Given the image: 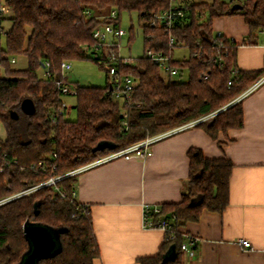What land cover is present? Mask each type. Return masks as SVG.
I'll use <instances>...</instances> for the list:
<instances>
[{"label": "trees", "instance_id": "trees-1", "mask_svg": "<svg viewBox=\"0 0 264 264\" xmlns=\"http://www.w3.org/2000/svg\"><path fill=\"white\" fill-rule=\"evenodd\" d=\"M4 3L11 26L4 34V47H0V66L5 71V76H0V123L5 130V139H0V158L4 154L6 162L0 172V198L106 157L147 136L162 134L211 114L194 127L217 141L220 133L226 135L231 129L242 128V100H235L264 75V69L250 72L238 69L239 44L217 38L213 28L215 19L240 15L249 30L242 44H255L257 32L264 33V0H243L237 3L239 8L223 0L177 6L172 5V0H4ZM170 8L183 11L170 34L187 49L186 59L175 60L174 49L168 46V33L158 25L150 26L152 13ZM113 10L116 12L113 23L117 26L122 11L135 12L142 23L144 55L135 59L133 66L119 68V73L135 79L129 100L119 102L109 94L106 74L102 88L74 85L75 120H66L64 110L56 125L51 126L50 116L62 106L54 85L63 74L61 63L83 59L82 47L91 48L94 44L93 29L112 22L106 16ZM2 19L0 16V22ZM218 43H222V48L217 47ZM148 51L170 56L172 67L181 74L188 71L187 80L163 79L159 68L146 57ZM197 53L201 54L200 60L195 56ZM16 55L27 58L25 70H10L9 58ZM217 57L221 66L212 62ZM44 63H48L50 77L39 74ZM202 72L209 75L207 80L200 78ZM26 98L34 105L31 115L20 109ZM11 111L16 112V119L10 117ZM122 111L126 113L123 126ZM217 144L220 148L223 145L219 141ZM187 157L188 177L180 200L160 205L158 215L173 217V237L164 241L154 257L142 259L141 264H180V244L184 240L180 228L198 221L203 210L222 213L228 205L232 162L224 157L205 158L196 148L189 149ZM38 161L43 162L44 170L30 168ZM75 182L73 176L57 182V188L65 193L63 198L46 186L0 205V264H20L30 247L23 232L27 224L44 226L57 235L55 253L40 259L38 264H93L98 248L92 219L88 206L71 198Z\"/></svg>", "mask_w": 264, "mask_h": 264}, {"label": "crops", "instance_id": "crops-1", "mask_svg": "<svg viewBox=\"0 0 264 264\" xmlns=\"http://www.w3.org/2000/svg\"><path fill=\"white\" fill-rule=\"evenodd\" d=\"M223 1L236 5L243 0ZM186 3L194 2L173 6ZM213 28L239 44L238 69H264V33L257 32L255 44H242L249 30L240 15L215 19ZM20 57H24L26 65L21 69L25 70L27 58ZM15 63L13 59L10 70H16ZM3 70L0 66V72ZM241 105L243 126L226 135L220 133L217 141L223 143L221 148L201 128L191 127L153 143L151 155L144 159L116 158L77 175L74 200L88 206L98 248L93 264H141L142 259L158 253L165 232L143 227L142 208L144 204L179 202L191 148L199 149L205 158H227L233 167L225 210H203L198 221L180 228L183 235L199 240L194 257L182 252L180 264H264V83L246 95ZM0 139H5L1 123ZM241 239L248 240L250 246H241Z\"/></svg>", "mask_w": 264, "mask_h": 264}, {"label": "built area", "instance_id": "built-area-1", "mask_svg": "<svg viewBox=\"0 0 264 264\" xmlns=\"http://www.w3.org/2000/svg\"><path fill=\"white\" fill-rule=\"evenodd\" d=\"M5 14H8V10L6 6L0 7V16H4ZM183 16V11L177 8L173 9H167L159 13H152L150 15V26H160L164 29L166 33L169 35L168 40V46L170 49H175L179 44L177 41L171 36L170 31L172 30L174 23L177 19L181 18ZM107 19L111 20L112 22L97 25L93 31H92V38L94 39V44L91 46V48L87 46L82 47L83 53L90 52V55L92 54L93 58H100V62L103 64L105 63V70L108 77L109 82V94L114 98L119 100V102H127L131 96L132 91L135 87V79L130 74H123L119 73L120 67H127V66H133L135 59H132L130 57L124 58L120 56V39L125 35V31L120 27V25H115L113 22L116 19V12L113 10L111 11L107 16ZM215 36L217 38H223L227 39L229 41H232L226 37H224L220 32H215ZM217 47L222 48V43H218ZM197 59H201V54L197 53L195 54ZM146 57L154 64L156 65L160 70V75L163 79H170L177 75L178 70L171 65V58L170 56L164 54L163 52H151L148 51L146 53ZM13 62V59L11 60ZM212 62L217 66H221L220 58H213ZM63 74L58 77L55 80V88L59 92L60 99L64 96H70L75 97L76 96V87L73 83H71L68 78L65 76L66 72L70 70V62L64 61L60 65ZM44 77H50V73L48 71V63H44V71H43ZM200 78L203 80H207L209 78V75L205 72H202L200 74ZM264 83V75H262L252 86H250L243 94H241L235 101L242 100L246 95H248L250 92H252L254 89H256L259 85ZM66 109V106L62 103V106L60 109L57 110L56 113L52 114L50 116V125L55 126L58 120V117H61L64 115V110ZM122 120L121 124L122 126L125 125V118L126 113L125 111L121 112ZM212 115V114H211ZM211 115L204 116L202 118H199L197 120L191 121L187 124H184L180 127H177L175 129H172L170 131L164 132L162 134H158L155 136H147L144 138V140L139 141L137 143H134L130 146H127L123 149H120L116 152L111 153L110 155L97 159L93 162H90L86 165L80 166L78 168H75L71 171H68L64 174L58 175V176H50L46 181L43 183L33 186L31 188L24 189L20 192L7 195L3 198H0V205H3L13 199H16L18 197L24 196L25 194L31 193L35 191L36 189H39L40 187H46L50 186L53 190L57 191L60 198H63L65 196V193L63 191H60L57 188V182L62 180L63 178L68 177H77V175L95 165L101 164L103 162L116 159V158H123L125 160H128L132 157L138 158V159H144L151 155V146L153 143H155L158 140L163 139L164 137H167L168 135L172 133H176L181 130H185L191 127H194L196 124L210 118ZM5 155L3 154L0 158L1 165H0V172H3L4 166L6 165V162L3 160ZM15 163V161H13ZM32 170L35 171H42L45 169L43 162L38 161L36 164H32L30 166ZM54 169V167H53ZM71 198H74V189L71 192ZM160 206H151L148 204H144L142 208V225L144 228L147 229H158L165 232V240L171 239L173 237V229H172V220L171 218H165L160 215ZM155 216H157L155 218ZM183 242L180 244V249L183 253H185L189 258L194 257L195 253V247L198 244V238L190 235H183ZM239 244L243 247H249L250 243L248 240L241 239L239 240Z\"/></svg>", "mask_w": 264, "mask_h": 264}, {"label": "rangeland", "instance_id": "rangeland-1", "mask_svg": "<svg viewBox=\"0 0 264 264\" xmlns=\"http://www.w3.org/2000/svg\"><path fill=\"white\" fill-rule=\"evenodd\" d=\"M205 2L208 0H172V5H176L177 3L182 2ZM5 6L4 0H0V7ZM8 15V14H6ZM3 17V16H2ZM4 20L1 23V33H0V47L3 48L5 45V37L4 34L7 33L8 28L10 26V22L7 19V16L3 17ZM120 27L125 31V35L120 39V56L124 58H132L138 59L142 57L144 54L143 47V29L142 23L138 21L137 14L135 12H125L122 11L119 17ZM188 57L187 49L178 45L173 52V58L175 60L186 59ZM14 59L16 63L14 67H16L15 71H22L26 64L24 61V57H20V55H16L9 58ZM92 54L90 52L83 53V59L70 61V70L66 72L65 76L68 80L74 85L79 86H93V87H104L106 83V72H105V63L97 62L95 63L93 60ZM11 63V62H10ZM9 63V65H11ZM19 69V70H17ZM43 71H40V75L43 76ZM0 74L5 75V71L3 70ZM188 77V71L183 70L182 74L178 71L177 75H175L172 79L177 80L178 82H185ZM62 103L66 106L67 112L64 118L66 120L74 121L76 118V111L74 106L76 104L75 97L64 96L61 98ZM3 136V133H2Z\"/></svg>", "mask_w": 264, "mask_h": 264}, {"label": "water", "instance_id": "water-1", "mask_svg": "<svg viewBox=\"0 0 264 264\" xmlns=\"http://www.w3.org/2000/svg\"><path fill=\"white\" fill-rule=\"evenodd\" d=\"M233 8H239V5H233ZM21 111L26 115H31L34 112L33 102L26 98L20 103ZM12 119L17 118L14 111L10 112ZM100 147V144L97 148ZM25 238L29 241L30 247L20 264H38L40 259L53 255L57 248V235L48 228L37 225L27 224L23 229ZM171 257L174 256V251L171 249Z\"/></svg>", "mask_w": 264, "mask_h": 264}]
</instances>
